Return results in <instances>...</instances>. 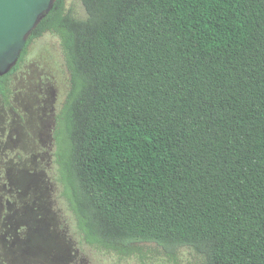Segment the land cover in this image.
<instances>
[{"label":"trees","instance_id":"16d2710c","mask_svg":"<svg viewBox=\"0 0 264 264\" xmlns=\"http://www.w3.org/2000/svg\"><path fill=\"white\" fill-rule=\"evenodd\" d=\"M78 1L27 47L51 33L65 54L55 162L85 242L264 264V0Z\"/></svg>","mask_w":264,"mask_h":264},{"label":"rangeland","instance_id":"374dc122","mask_svg":"<svg viewBox=\"0 0 264 264\" xmlns=\"http://www.w3.org/2000/svg\"><path fill=\"white\" fill-rule=\"evenodd\" d=\"M67 11L87 16L78 0ZM69 91L61 41L47 33L27 47L8 100L0 96V264H204L189 248L173 257L155 243L121 253L85 242L55 162L56 119Z\"/></svg>","mask_w":264,"mask_h":264},{"label":"water","instance_id":"95a60500","mask_svg":"<svg viewBox=\"0 0 264 264\" xmlns=\"http://www.w3.org/2000/svg\"><path fill=\"white\" fill-rule=\"evenodd\" d=\"M56 0H0V77L16 66L38 24Z\"/></svg>","mask_w":264,"mask_h":264}]
</instances>
